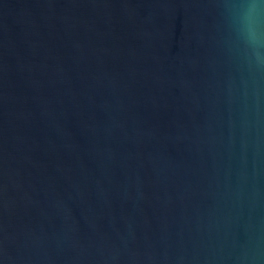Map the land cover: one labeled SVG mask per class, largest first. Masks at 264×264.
<instances>
[{"label": "water", "instance_id": "obj_1", "mask_svg": "<svg viewBox=\"0 0 264 264\" xmlns=\"http://www.w3.org/2000/svg\"><path fill=\"white\" fill-rule=\"evenodd\" d=\"M257 41L264 0H0V264H264Z\"/></svg>", "mask_w": 264, "mask_h": 264}, {"label": "clouds", "instance_id": "obj_2", "mask_svg": "<svg viewBox=\"0 0 264 264\" xmlns=\"http://www.w3.org/2000/svg\"><path fill=\"white\" fill-rule=\"evenodd\" d=\"M262 49H264V41H257L254 55L258 64L264 63V53H262Z\"/></svg>", "mask_w": 264, "mask_h": 264}]
</instances>
